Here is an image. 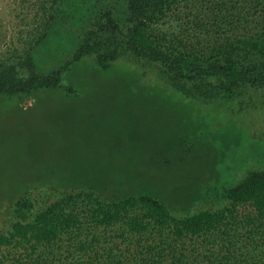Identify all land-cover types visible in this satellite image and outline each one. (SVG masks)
<instances>
[{
	"label": "trees",
	"instance_id": "obj_1",
	"mask_svg": "<svg viewBox=\"0 0 264 264\" xmlns=\"http://www.w3.org/2000/svg\"><path fill=\"white\" fill-rule=\"evenodd\" d=\"M66 1L34 0L35 15L48 26ZM95 1L61 69L38 73L30 47L0 60V94L58 87L87 55L139 60L194 99L264 92V0ZM239 173L164 195L143 174L19 176L0 184V264H264V165Z\"/></svg>",
	"mask_w": 264,
	"mask_h": 264
},
{
	"label": "rangeland",
	"instance_id": "obj_2",
	"mask_svg": "<svg viewBox=\"0 0 264 264\" xmlns=\"http://www.w3.org/2000/svg\"><path fill=\"white\" fill-rule=\"evenodd\" d=\"M93 5L67 0L45 26L34 0H0L10 12L0 16V60L17 62L31 47L38 73L61 69ZM250 93L194 99L139 60L102 65L83 56L62 71L58 87L0 94V184L22 175L57 186L58 176L111 182L143 174L164 195L233 181L254 162L264 165V92Z\"/></svg>",
	"mask_w": 264,
	"mask_h": 264
},
{
	"label": "crops",
	"instance_id": "obj_3",
	"mask_svg": "<svg viewBox=\"0 0 264 264\" xmlns=\"http://www.w3.org/2000/svg\"><path fill=\"white\" fill-rule=\"evenodd\" d=\"M10 12L8 11V9L7 8H5V9H2V7H0V16L1 15H3V14H9ZM19 14L20 13H23V9H19V12H18ZM17 12H16V14H18ZM24 13H28V12H25L24 11ZM2 17V16H1ZM2 36V35H1ZM21 37V36H20Z\"/></svg>",
	"mask_w": 264,
	"mask_h": 264
}]
</instances>
